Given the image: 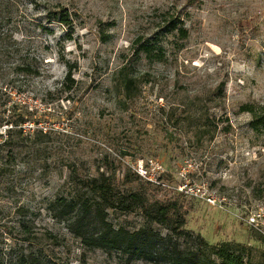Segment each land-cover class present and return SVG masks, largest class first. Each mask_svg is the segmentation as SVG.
Here are the masks:
<instances>
[{"label": "rangeland", "instance_id": "374dc122", "mask_svg": "<svg viewBox=\"0 0 264 264\" xmlns=\"http://www.w3.org/2000/svg\"><path fill=\"white\" fill-rule=\"evenodd\" d=\"M61 8L71 28L46 19ZM172 23L188 37L169 34ZM139 37L158 40L160 61H136ZM27 66L38 73H23ZM123 67L138 78L130 99L118 81ZM0 91L30 108L25 131L45 134L19 152L16 191L4 204L27 206L39 238L36 246L9 239L15 256L126 264L88 250L49 211L104 174L117 192L173 204L187 234L171 235L140 209H107L114 227L171 235L172 246L216 261L213 252L227 246L244 264H264V120L254 129L242 109L264 111V0H0ZM149 160L163 168L160 186L135 175Z\"/></svg>", "mask_w": 264, "mask_h": 264}, {"label": "trees", "instance_id": "16d2710c", "mask_svg": "<svg viewBox=\"0 0 264 264\" xmlns=\"http://www.w3.org/2000/svg\"><path fill=\"white\" fill-rule=\"evenodd\" d=\"M191 4H194L192 2ZM49 23L58 22L72 27V20L67 9L51 11L46 14ZM169 34L178 33L182 39L188 37V30L178 27L177 23L169 26ZM136 61L141 56L148 60L160 61L158 51L161 50L157 39L144 41L137 38L131 47ZM161 52V51H160ZM156 53V54H155ZM23 73L36 74L31 66L21 68ZM127 72V67L120 70ZM69 71L65 84L71 80ZM120 87L125 98H132L138 88L136 76H118ZM9 107V108H8ZM243 111L250 113L254 120L253 128H258L264 120V111L257 113L255 106H243ZM30 108L15 100L10 93L0 91V264H55L43 254L23 251L16 256L12 247L8 246L9 239L19 240L29 246H36L38 235L31 231L33 214L27 206L17 202H9L11 207L5 206V200L12 198L16 191L15 176L19 152L29 146V141L35 136H45L43 130L25 131L24 126L32 121ZM139 177L137 174H135ZM140 178V177H139ZM148 186L152 185L150 183ZM88 192L85 195H75L67 199L59 196L49 206L53 218L65 222L68 231L80 240L88 250H101L109 254H119L127 257L126 264L134 261H146L153 264H244L243 257L232 252L227 246L215 250L213 254L219 261L204 257L196 250L182 249L179 244L172 246L173 234L184 236L187 233L180 230L183 221L179 219L173 204L150 202L146 191L117 192L114 182L104 174L101 177L89 178L86 181ZM120 208L123 211L140 209L152 221L167 227L172 234L162 237L152 229L129 231L116 228L106 217V210ZM178 223V226H175ZM45 240L57 242V236L47 232Z\"/></svg>", "mask_w": 264, "mask_h": 264}, {"label": "built area", "instance_id": "2783aa9c", "mask_svg": "<svg viewBox=\"0 0 264 264\" xmlns=\"http://www.w3.org/2000/svg\"><path fill=\"white\" fill-rule=\"evenodd\" d=\"M162 169H163L162 166L158 162L153 161V160H149L146 163L143 161H140L137 165L134 166V172L141 179H145L146 182L150 183L152 186L162 185V183L160 181V175H158ZM187 187L188 186L186 185L184 187V189ZM184 189L180 187L181 191H185ZM250 221L255 222L256 219L254 217H252Z\"/></svg>", "mask_w": 264, "mask_h": 264}]
</instances>
